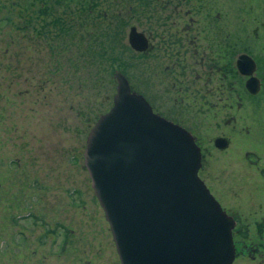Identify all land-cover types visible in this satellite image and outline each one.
I'll return each instance as SVG.
<instances>
[{
    "label": "rangeland",
    "instance_id": "rangeland-1",
    "mask_svg": "<svg viewBox=\"0 0 264 264\" xmlns=\"http://www.w3.org/2000/svg\"><path fill=\"white\" fill-rule=\"evenodd\" d=\"M9 1L0 0V264H117L82 153L111 106L113 70L142 94L146 61L118 21L84 24L67 0Z\"/></svg>",
    "mask_w": 264,
    "mask_h": 264
},
{
    "label": "flooded vegetation",
    "instance_id": "flooded-vegetation-1",
    "mask_svg": "<svg viewBox=\"0 0 264 264\" xmlns=\"http://www.w3.org/2000/svg\"><path fill=\"white\" fill-rule=\"evenodd\" d=\"M67 1L84 24L121 25L146 61L142 95L195 137L198 175L234 220L232 264H264V0Z\"/></svg>",
    "mask_w": 264,
    "mask_h": 264
},
{
    "label": "water",
    "instance_id": "water-1",
    "mask_svg": "<svg viewBox=\"0 0 264 264\" xmlns=\"http://www.w3.org/2000/svg\"><path fill=\"white\" fill-rule=\"evenodd\" d=\"M134 29L129 44L143 50ZM112 78L82 157L120 264H232L234 220L198 175L195 137L155 113L121 69Z\"/></svg>",
    "mask_w": 264,
    "mask_h": 264
},
{
    "label": "trees",
    "instance_id": "trees-1",
    "mask_svg": "<svg viewBox=\"0 0 264 264\" xmlns=\"http://www.w3.org/2000/svg\"><path fill=\"white\" fill-rule=\"evenodd\" d=\"M31 3V2H30ZM42 11V10H44V8H38V11ZM26 11H27V8H26ZM66 16H68L67 15V13L65 14V17L64 18H66ZM30 18V17H29ZM63 19H62V17L60 18V17H54V18H52V21L55 23V25H61V26H59L58 28L60 29V30H62L63 32H67L68 31V29L70 28V26H71V24H66L65 25V23H63V22H61ZM64 21V20H63ZM64 227V226H63ZM68 233H69V229L68 228H65V231H64V234H65V239H64V241H63V244L65 243V241H67L66 239H67V235H68Z\"/></svg>",
    "mask_w": 264,
    "mask_h": 264
},
{
    "label": "bare ground",
    "instance_id": "bare-ground-1",
    "mask_svg": "<svg viewBox=\"0 0 264 264\" xmlns=\"http://www.w3.org/2000/svg\"><path fill=\"white\" fill-rule=\"evenodd\" d=\"M107 61V60H106ZM195 142H196V140H195Z\"/></svg>",
    "mask_w": 264,
    "mask_h": 264
}]
</instances>
